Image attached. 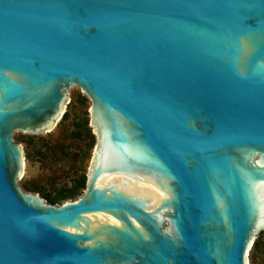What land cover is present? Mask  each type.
Instances as JSON below:
<instances>
[{
	"label": "water",
	"instance_id": "obj_1",
	"mask_svg": "<svg viewBox=\"0 0 264 264\" xmlns=\"http://www.w3.org/2000/svg\"><path fill=\"white\" fill-rule=\"evenodd\" d=\"M85 103L83 193L17 184ZM264 235V0H0V264H249Z\"/></svg>",
	"mask_w": 264,
	"mask_h": 264
},
{
	"label": "rangeland",
	"instance_id": "obj_2",
	"mask_svg": "<svg viewBox=\"0 0 264 264\" xmlns=\"http://www.w3.org/2000/svg\"><path fill=\"white\" fill-rule=\"evenodd\" d=\"M64 113L66 118L61 117L37 139L13 138L22 152V173L17 184L24 192L41 198L46 194L55 196L65 193L85 176L92 154V141L86 130L89 128L86 103L74 92L69 93ZM83 191L84 188L79 189L74 198L67 200L76 199ZM254 243L248 252V262L264 264V235H258Z\"/></svg>",
	"mask_w": 264,
	"mask_h": 264
},
{
	"label": "trees",
	"instance_id": "obj_3",
	"mask_svg": "<svg viewBox=\"0 0 264 264\" xmlns=\"http://www.w3.org/2000/svg\"><path fill=\"white\" fill-rule=\"evenodd\" d=\"M66 113H64V115L62 116V118H66ZM86 125V124H85ZM88 125V122H87ZM87 134L91 137V133H90V129L87 128ZM92 141V138H91ZM84 182H85V176H83L80 180L76 181L75 185L69 189L68 191H66L65 193H59L55 196H50L48 194L42 196V198L46 199L48 203L50 204H57V203H61L67 199H72L75 197L77 191L81 188H84ZM34 192H37L35 189L32 190ZM255 245V243H254Z\"/></svg>",
	"mask_w": 264,
	"mask_h": 264
},
{
	"label": "bare ground",
	"instance_id": "obj_4",
	"mask_svg": "<svg viewBox=\"0 0 264 264\" xmlns=\"http://www.w3.org/2000/svg\"><path fill=\"white\" fill-rule=\"evenodd\" d=\"M64 108H65V106H64ZM64 108H63V113H64ZM59 119H60V118H59ZM59 119H58V120H59ZM58 120H57V121H58ZM57 121H56V122H57ZM56 122H55V123H56ZM250 249H251V247H250ZM250 249L248 250V252L250 251ZM247 254H248V253H247ZM247 260H248V255H247ZM248 263H249V262H248Z\"/></svg>",
	"mask_w": 264,
	"mask_h": 264
}]
</instances>
